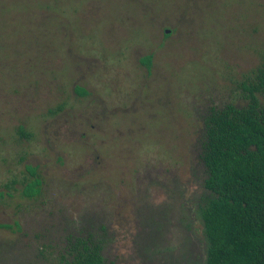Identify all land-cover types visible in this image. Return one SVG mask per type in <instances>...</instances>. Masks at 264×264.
I'll return each mask as SVG.
<instances>
[{
	"label": "rangeland",
	"instance_id": "1",
	"mask_svg": "<svg viewBox=\"0 0 264 264\" xmlns=\"http://www.w3.org/2000/svg\"><path fill=\"white\" fill-rule=\"evenodd\" d=\"M259 63L264 0H0V264H203V117Z\"/></svg>",
	"mask_w": 264,
	"mask_h": 264
},
{
	"label": "trees",
	"instance_id": "2",
	"mask_svg": "<svg viewBox=\"0 0 264 264\" xmlns=\"http://www.w3.org/2000/svg\"><path fill=\"white\" fill-rule=\"evenodd\" d=\"M34 7L54 12L45 3L35 2ZM150 59L146 54L140 63L148 69ZM75 90L86 94L77 86ZM233 90L230 101L209 107L203 117L199 159L206 195L196 209L203 234V264H264V63L243 72ZM61 109L56 104L47 113ZM15 133L30 136L21 127ZM23 168L19 194L32 198L40 191V178L36 167L24 164ZM15 183L11 179L4 186L13 188ZM12 225L17 228L15 221ZM12 225L0 223V228ZM58 264L105 261L100 244L90 236H69Z\"/></svg>",
	"mask_w": 264,
	"mask_h": 264
},
{
	"label": "flooded vegetation",
	"instance_id": "3",
	"mask_svg": "<svg viewBox=\"0 0 264 264\" xmlns=\"http://www.w3.org/2000/svg\"><path fill=\"white\" fill-rule=\"evenodd\" d=\"M201 162V161H200ZM201 165H202V163H201ZM203 166V165H202ZM204 168V167H203ZM198 208V205L195 207V213H196V217H197V219H198V216H197V209ZM198 221H199V219H198ZM199 224H200V222H199Z\"/></svg>",
	"mask_w": 264,
	"mask_h": 264
},
{
	"label": "water",
	"instance_id": "4",
	"mask_svg": "<svg viewBox=\"0 0 264 264\" xmlns=\"http://www.w3.org/2000/svg\"><path fill=\"white\" fill-rule=\"evenodd\" d=\"M168 30H165V32H167Z\"/></svg>",
	"mask_w": 264,
	"mask_h": 264
}]
</instances>
